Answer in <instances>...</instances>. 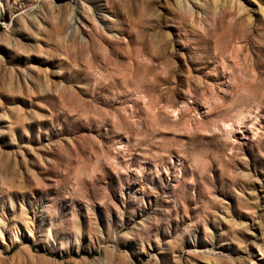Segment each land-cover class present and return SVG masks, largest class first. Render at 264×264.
<instances>
[{
    "label": "rangeland",
    "instance_id": "374dc122",
    "mask_svg": "<svg viewBox=\"0 0 264 264\" xmlns=\"http://www.w3.org/2000/svg\"><path fill=\"white\" fill-rule=\"evenodd\" d=\"M0 264H264V0H0Z\"/></svg>",
    "mask_w": 264,
    "mask_h": 264
}]
</instances>
